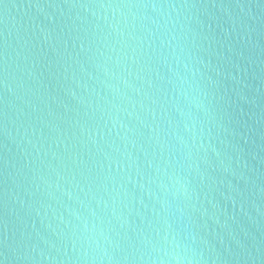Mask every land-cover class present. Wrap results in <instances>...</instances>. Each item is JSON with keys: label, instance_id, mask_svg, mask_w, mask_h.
I'll return each mask as SVG.
<instances>
[{"label": "water", "instance_id": "water-1", "mask_svg": "<svg viewBox=\"0 0 264 264\" xmlns=\"http://www.w3.org/2000/svg\"><path fill=\"white\" fill-rule=\"evenodd\" d=\"M0 264H264V0H0Z\"/></svg>", "mask_w": 264, "mask_h": 264}]
</instances>
